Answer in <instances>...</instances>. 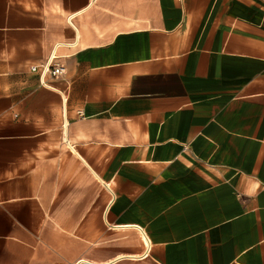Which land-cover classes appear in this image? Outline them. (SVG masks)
<instances>
[{
  "label": "crops",
  "instance_id": "obj_1",
  "mask_svg": "<svg viewBox=\"0 0 264 264\" xmlns=\"http://www.w3.org/2000/svg\"><path fill=\"white\" fill-rule=\"evenodd\" d=\"M86 257L264 264V0H0V264Z\"/></svg>",
  "mask_w": 264,
  "mask_h": 264
},
{
  "label": "built area",
  "instance_id": "obj_2",
  "mask_svg": "<svg viewBox=\"0 0 264 264\" xmlns=\"http://www.w3.org/2000/svg\"><path fill=\"white\" fill-rule=\"evenodd\" d=\"M30 70L37 73L40 84L44 87H50L49 80L63 79L66 74V67L58 61L55 50L42 63L30 66Z\"/></svg>",
  "mask_w": 264,
  "mask_h": 264
},
{
  "label": "bare ground",
  "instance_id": "obj_3",
  "mask_svg": "<svg viewBox=\"0 0 264 264\" xmlns=\"http://www.w3.org/2000/svg\"><path fill=\"white\" fill-rule=\"evenodd\" d=\"M144 241H147V240L144 238ZM86 258H87L86 261H88L91 264H103V263H99V262H97V261H95V260H93L91 258H88V257H86ZM54 264H61V263L57 262V263H54Z\"/></svg>",
  "mask_w": 264,
  "mask_h": 264
}]
</instances>
